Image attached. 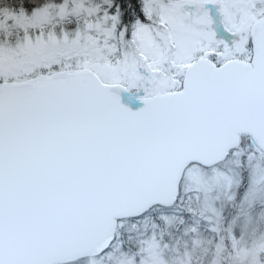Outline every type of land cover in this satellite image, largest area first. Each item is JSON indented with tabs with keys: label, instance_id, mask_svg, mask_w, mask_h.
Returning a JSON list of instances; mask_svg holds the SVG:
<instances>
[{
	"label": "snow or ice",
	"instance_id": "obj_1",
	"mask_svg": "<svg viewBox=\"0 0 264 264\" xmlns=\"http://www.w3.org/2000/svg\"><path fill=\"white\" fill-rule=\"evenodd\" d=\"M0 264H264V0H0Z\"/></svg>",
	"mask_w": 264,
	"mask_h": 264
}]
</instances>
